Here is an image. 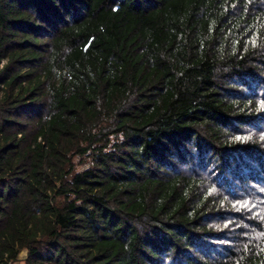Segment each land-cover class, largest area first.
Masks as SVG:
<instances>
[{
  "label": "trees",
  "instance_id": "obj_1",
  "mask_svg": "<svg viewBox=\"0 0 264 264\" xmlns=\"http://www.w3.org/2000/svg\"><path fill=\"white\" fill-rule=\"evenodd\" d=\"M0 264H264V0H0Z\"/></svg>",
  "mask_w": 264,
  "mask_h": 264
},
{
  "label": "rangeland",
  "instance_id": "obj_2",
  "mask_svg": "<svg viewBox=\"0 0 264 264\" xmlns=\"http://www.w3.org/2000/svg\"><path fill=\"white\" fill-rule=\"evenodd\" d=\"M24 256V252H22L19 256V258L23 257Z\"/></svg>",
  "mask_w": 264,
  "mask_h": 264
}]
</instances>
